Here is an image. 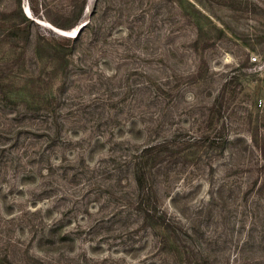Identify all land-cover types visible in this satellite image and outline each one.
Segmentation results:
<instances>
[{
    "label": "rangeland",
    "instance_id": "rangeland-1",
    "mask_svg": "<svg viewBox=\"0 0 264 264\" xmlns=\"http://www.w3.org/2000/svg\"><path fill=\"white\" fill-rule=\"evenodd\" d=\"M65 7L28 41L0 13V81L23 93L0 90V264H264V0H87L70 40ZM159 140L144 200L130 159Z\"/></svg>",
    "mask_w": 264,
    "mask_h": 264
},
{
    "label": "trees",
    "instance_id": "trees-1",
    "mask_svg": "<svg viewBox=\"0 0 264 264\" xmlns=\"http://www.w3.org/2000/svg\"><path fill=\"white\" fill-rule=\"evenodd\" d=\"M67 2V7L63 10V17L64 21H55L53 19H50L51 22L62 29H71L75 26H77L81 20V16L84 12L85 4L87 0H65ZM53 0H13V6L10 9H3L0 11L2 19L4 20H10L12 21L13 27L15 30H19L23 33H25V40H31V23H35V18H31L28 16L24 10V6L28 5L31 16L39 17L42 13H45L47 10L51 9ZM88 22L80 27V29L77 31L76 35L71 38L67 39H75L77 35H79L85 26H87ZM25 41V42H26ZM36 43L41 46V41L39 38H36ZM51 51L53 54V58L61 66L62 74L65 75L66 68L68 64L70 63V55L72 53V46L71 47H64L62 45H53L51 46ZM62 75V76H63ZM8 82V81H7ZM1 85H3L1 87ZM6 84L3 81H0V90L3 93L4 98L7 100V102L11 104H17V97L20 96L23 93H17L16 95L11 94V91L9 93L8 90L4 89V86ZM226 85L224 86L222 93L227 90ZM229 92V91H228ZM224 94L221 95L223 97ZM23 100V108L30 109V110H37L39 108V104L35 103L33 100L28 99L27 95L21 96ZM264 108V106H260ZM260 126L263 128L264 125V115L259 121ZM227 134V133H226ZM212 144H215L216 142L219 143L217 146H219L220 149H224L226 146V143L229 141L228 135H225L223 133L217 134L215 133L211 137ZM250 141H251V147L257 149L258 154L260 156L261 161V167L264 172V132L261 131L260 134L258 132L250 133ZM169 142L168 140H159L158 145L155 147H151L152 145H149L150 148H142L140 151L137 152L134 156L131 157V169L133 172L134 180L137 184V189L140 191L142 199H146L144 197L148 194V191H151V186L149 187L147 181L149 176L151 175V171L148 168V157L152 153L156 154L157 151H159L163 145H166L165 143ZM157 147H160L158 149H155ZM153 154V155H154ZM264 174V173H263ZM264 179V175L262 176ZM264 181V180H263ZM263 183V182H262ZM261 186H264V183L261 184ZM143 216L146 220L147 218H152L155 225L161 227L164 230H174V225L172 222L166 218V213L163 212L162 214H158L157 210L154 208L152 210L150 207H143ZM7 262L11 264V261L7 259Z\"/></svg>",
    "mask_w": 264,
    "mask_h": 264
},
{
    "label": "water",
    "instance_id": "water-1",
    "mask_svg": "<svg viewBox=\"0 0 264 264\" xmlns=\"http://www.w3.org/2000/svg\"><path fill=\"white\" fill-rule=\"evenodd\" d=\"M24 10H25V12H26V14L28 15V16H30L31 18H33L32 16H31V12H30V9H29V7H28V5H25L24 6ZM34 19V18H33ZM36 20V19H35ZM86 20H82L77 26H75V27H73V28H71L70 29V32H73V33H77V31L80 29V27H82L83 25H85L86 24ZM50 25V27L53 29V30H56V31H61V33H65V32H63V31H65L66 29H62V28H59V27H57V26H55V25H53V24H49Z\"/></svg>",
    "mask_w": 264,
    "mask_h": 264
},
{
    "label": "built area",
    "instance_id": "built-area-1",
    "mask_svg": "<svg viewBox=\"0 0 264 264\" xmlns=\"http://www.w3.org/2000/svg\"><path fill=\"white\" fill-rule=\"evenodd\" d=\"M251 58H252V60H255L256 57L253 56V57H251ZM258 104H259V106H264V97L261 98V99H259Z\"/></svg>",
    "mask_w": 264,
    "mask_h": 264
},
{
    "label": "bare ground",
    "instance_id": "bare-ground-1",
    "mask_svg": "<svg viewBox=\"0 0 264 264\" xmlns=\"http://www.w3.org/2000/svg\"><path fill=\"white\" fill-rule=\"evenodd\" d=\"M56 31V30H55ZM57 32H59V31H57ZM63 32H65V33H62V34H65V35H67V34H75V33H73V32H70V29H66L65 31H63ZM60 34H61V31H60Z\"/></svg>",
    "mask_w": 264,
    "mask_h": 264
}]
</instances>
